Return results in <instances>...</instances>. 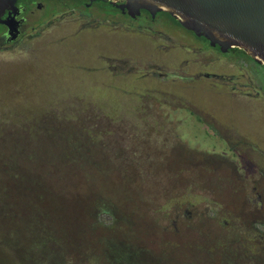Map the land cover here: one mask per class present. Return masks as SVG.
<instances>
[{
    "label": "rangeland",
    "instance_id": "1",
    "mask_svg": "<svg viewBox=\"0 0 264 264\" xmlns=\"http://www.w3.org/2000/svg\"><path fill=\"white\" fill-rule=\"evenodd\" d=\"M43 1L26 47L0 50V264H264V157L245 152L264 153V79L231 97L174 76V49L118 10Z\"/></svg>",
    "mask_w": 264,
    "mask_h": 264
},
{
    "label": "flooded vegetation",
    "instance_id": "2",
    "mask_svg": "<svg viewBox=\"0 0 264 264\" xmlns=\"http://www.w3.org/2000/svg\"><path fill=\"white\" fill-rule=\"evenodd\" d=\"M79 1V5H82L83 7L86 6V11L80 12L78 10L80 7L71 9H74L72 11L77 9L79 14L84 17L93 16L89 11L92 8L91 6L94 3H101L118 10L120 14L130 18V21H126L127 30L139 31L152 38L160 37L162 40L168 43L165 44L161 41V43L158 45L162 49H165L166 52L169 49H174L170 55L171 57H169V61L172 60V62H175L181 59L180 64L186 66L184 68H179L177 72L175 71L176 74H173V71H171L174 76L191 75L194 77V80L206 79L208 81V85H211L212 90H216L218 92L217 87H222V92H227L229 96L240 98L241 100L245 99L247 101H253L254 99H258L263 94L260 87L256 86L255 91L250 89L253 87L251 78L254 77L256 85H258V79H264V71L261 74L256 72L254 76L252 67L254 66L256 69L259 67L264 69V65L257 62L244 50L237 47H231L223 50L218 44H211L210 41L204 36H198L193 31L186 29L176 19L164 11H160L154 15H151L149 11L140 9L139 14L130 16L126 10H122L116 6L120 4L119 1H116L115 3H112V0ZM45 5V1L43 0H17L14 9L5 10L1 15V19L7 20L8 23L0 22V50L8 49L9 51H12L17 48L26 47L27 41L30 40L35 34L34 31L36 30V26L42 23L29 24L30 21L28 18L37 11L44 8ZM54 14L55 13H52V15ZM160 16L167 17V19L173 23V26H171L169 29H166L164 26L158 25L156 20ZM96 17H98L100 20L98 21V24L109 19V16L106 15H104L103 19L99 15H96ZM139 18H142L143 21L136 25L135 21ZM122 20L125 21L124 19ZM86 25L90 26L89 22L82 25V27ZM253 62L256 64V66L253 64ZM107 63H109L108 60ZM125 66L126 64L124 63L122 67ZM153 66L154 65H151V68H153ZM243 71L246 73H243ZM147 73L142 74V76L147 77ZM149 74L151 76L164 77L166 76L167 72L161 73L152 71ZM247 79L248 82L246 81ZM212 86L215 89H213ZM184 101L187 103V105L184 106L186 110L190 111L192 114H195L200 121L204 122L208 126L213 127L219 137L225 140L235 138L237 139L238 133L233 131V128L231 127H222L220 120L215 119V117L206 113L204 108H202V105L199 104V101L191 99H184ZM259 101L262 103V107L260 106V108L263 109L264 100L261 99ZM257 133L258 136H262L261 134H263L264 131ZM255 149L252 150L251 153L249 151L245 152L249 153L252 157L255 154L262 155V157H264V153L259 152L261 150H258L257 147ZM239 157L240 152H237L236 158L240 159ZM262 175L264 176V172H262ZM261 198L262 195L257 193L255 195V200L253 197H250V200L259 202L262 201Z\"/></svg>",
    "mask_w": 264,
    "mask_h": 264
},
{
    "label": "water",
    "instance_id": "3",
    "mask_svg": "<svg viewBox=\"0 0 264 264\" xmlns=\"http://www.w3.org/2000/svg\"><path fill=\"white\" fill-rule=\"evenodd\" d=\"M17 0H0L1 15L14 9ZM95 1V0H91ZM130 16L145 9L164 11L183 27L223 50L237 47L264 65V0H112Z\"/></svg>",
    "mask_w": 264,
    "mask_h": 264
},
{
    "label": "trees",
    "instance_id": "4",
    "mask_svg": "<svg viewBox=\"0 0 264 264\" xmlns=\"http://www.w3.org/2000/svg\"><path fill=\"white\" fill-rule=\"evenodd\" d=\"M172 17V16H171ZM8 208V206L7 205H4V204H1L0 203V217H4V216H6L8 213H9V211L11 210V209H9ZM29 209H32L30 206H29ZM41 230H42V228H41ZM42 233L44 234V236H46L45 235V233L42 231ZM44 241H45V238H44ZM45 243V242H44ZM262 246H264V243L262 244ZM35 250V249H34ZM254 251H255V249H254ZM245 264V260H244V262H242V264ZM247 264V263H246Z\"/></svg>",
    "mask_w": 264,
    "mask_h": 264
}]
</instances>
